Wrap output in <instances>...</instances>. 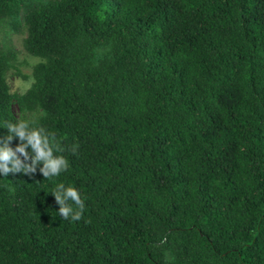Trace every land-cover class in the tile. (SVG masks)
Instances as JSON below:
<instances>
[{"label": "trees", "instance_id": "trees-1", "mask_svg": "<svg viewBox=\"0 0 264 264\" xmlns=\"http://www.w3.org/2000/svg\"><path fill=\"white\" fill-rule=\"evenodd\" d=\"M2 24L40 60L10 93L0 48V127L35 120L68 168L0 176V264H264V0H0Z\"/></svg>", "mask_w": 264, "mask_h": 264}, {"label": "clouds", "instance_id": "clouds-1", "mask_svg": "<svg viewBox=\"0 0 264 264\" xmlns=\"http://www.w3.org/2000/svg\"><path fill=\"white\" fill-rule=\"evenodd\" d=\"M6 135L0 137V176L11 173L31 174L37 170L43 177L57 176L68 168L63 155H55L52 138L54 134L35 120L19 119L5 122ZM18 139L15 147L10 142ZM75 151V147L73 149ZM59 205L58 213L78 220L84 201L78 188L60 182L51 193ZM71 201V203H69ZM77 206V210L72 205Z\"/></svg>", "mask_w": 264, "mask_h": 264}, {"label": "rangeland", "instance_id": "rangeland-1", "mask_svg": "<svg viewBox=\"0 0 264 264\" xmlns=\"http://www.w3.org/2000/svg\"><path fill=\"white\" fill-rule=\"evenodd\" d=\"M25 37L26 31L22 24L16 31L6 24L0 25V48L14 54L11 61L12 66L5 73L10 93L21 94L29 88L33 82V67L40 60L25 51L23 46ZM11 110L18 114L15 104L11 106Z\"/></svg>", "mask_w": 264, "mask_h": 264}]
</instances>
